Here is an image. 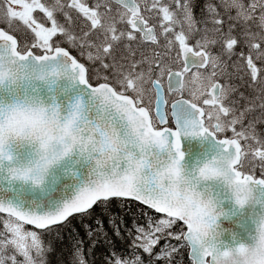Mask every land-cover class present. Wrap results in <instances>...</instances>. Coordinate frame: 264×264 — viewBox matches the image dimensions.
Masks as SVG:
<instances>
[{
    "label": "snow or ice",
    "instance_id": "6c2138e0",
    "mask_svg": "<svg viewBox=\"0 0 264 264\" xmlns=\"http://www.w3.org/2000/svg\"><path fill=\"white\" fill-rule=\"evenodd\" d=\"M85 218L103 264H264V0H0V264Z\"/></svg>",
    "mask_w": 264,
    "mask_h": 264
},
{
    "label": "trees",
    "instance_id": "16d2710c",
    "mask_svg": "<svg viewBox=\"0 0 264 264\" xmlns=\"http://www.w3.org/2000/svg\"><path fill=\"white\" fill-rule=\"evenodd\" d=\"M198 3L203 4L204 0H197ZM199 13V8L196 9V14ZM252 95V94H250ZM143 209L136 207L134 209L135 217L140 218V213ZM116 212L127 221V227H131V220L133 218V209L130 208L127 212L123 209H120L117 206ZM100 213H97L99 216ZM106 220V217H104ZM84 224H91L92 227H95L94 219L85 218L83 221L77 219L73 221L71 228H66L62 230L60 235L46 237L47 240H50L53 245V251L48 256L49 264H71V251L73 249L76 239H83L84 246L86 251L89 252L88 260L90 264H103L106 253L113 248L124 252L128 249V237L126 231L123 232L122 237H116L112 233V229L105 222V230L108 232V239L105 240L103 237H100L98 241L93 245L92 241L88 238ZM122 229L124 225L121 226Z\"/></svg>",
    "mask_w": 264,
    "mask_h": 264
},
{
    "label": "rangeland",
    "instance_id": "374dc122",
    "mask_svg": "<svg viewBox=\"0 0 264 264\" xmlns=\"http://www.w3.org/2000/svg\"><path fill=\"white\" fill-rule=\"evenodd\" d=\"M199 14H200V9H199V13H198L197 15L199 16ZM241 89H242L241 91H245V93H246L247 95L252 94L251 89H247L246 87H243V88H241Z\"/></svg>",
    "mask_w": 264,
    "mask_h": 264
},
{
    "label": "flooded vegetation",
    "instance_id": "af4514ba",
    "mask_svg": "<svg viewBox=\"0 0 264 264\" xmlns=\"http://www.w3.org/2000/svg\"><path fill=\"white\" fill-rule=\"evenodd\" d=\"M242 90V89H241Z\"/></svg>",
    "mask_w": 264,
    "mask_h": 264
}]
</instances>
